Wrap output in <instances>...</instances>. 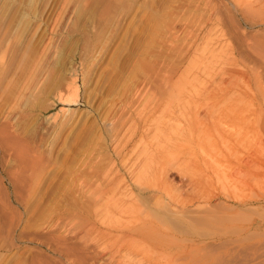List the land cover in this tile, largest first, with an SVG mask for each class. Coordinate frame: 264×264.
Segmentation results:
<instances>
[{
	"label": "rangeland",
	"instance_id": "rangeland-1",
	"mask_svg": "<svg viewBox=\"0 0 264 264\" xmlns=\"http://www.w3.org/2000/svg\"><path fill=\"white\" fill-rule=\"evenodd\" d=\"M263 164L264 0H0V264H264Z\"/></svg>",
	"mask_w": 264,
	"mask_h": 264
},
{
	"label": "bare ground",
	"instance_id": "bare-ground-1",
	"mask_svg": "<svg viewBox=\"0 0 264 264\" xmlns=\"http://www.w3.org/2000/svg\"><path fill=\"white\" fill-rule=\"evenodd\" d=\"M73 84H74L73 81L69 83V85H73ZM250 165H251V164H250ZM263 165H264V164H263ZM143 177H144V176H143ZM119 189H120V188H119ZM104 193H105V191H104ZM104 193H102V194H104ZM106 193H107V192H106ZM132 207H133V206H132ZM130 208H131V207H130ZM122 209H124V208H122ZM127 209H128V208H127ZM133 209H135V208H133ZM122 211H123V210H122ZM122 211H121V212H122ZM79 224H80V222H79ZM77 225H78V224H77ZM118 225H119V224H118ZM78 226H79V225H78ZM78 226H76V227H78ZM80 226H81V224H80ZM80 226H79V227H80ZM121 226H122V225H121ZM114 227H115V226H114ZM122 227H123V226H122ZM144 227H145V226H144ZM117 228H118V227H117ZM133 228H134V227H133ZM139 228H140V227H139ZM78 229H79V228H78ZM80 229H81V227H80ZM80 229H79V230H80ZM121 229H122V228H121ZM135 229H137V227H136ZM152 229H153V228H152ZM81 230H82V229H81ZM138 231H140V230H138ZM138 231H137V233H138ZM152 231H153V230H152ZM120 232H122V234H123V233H124V234L126 233V234H128V235H129V234L132 235V229H131V228H128V229L122 230V231H120ZM140 232H141V231H140ZM87 233H88V232H86V234H87ZM134 233H135V231H134ZM126 234H125V235H126ZM148 234H149V232H148ZM104 235H107V236L109 237V236L113 235V233H112V234L110 233L109 235H108V233H107V234H104ZM101 236H102V235H101ZM107 236H106V238H107ZM146 237H147V236H146ZM104 238H105V236H104ZM127 243H128V242H127ZM117 251H118V250H117Z\"/></svg>",
	"mask_w": 264,
	"mask_h": 264
}]
</instances>
